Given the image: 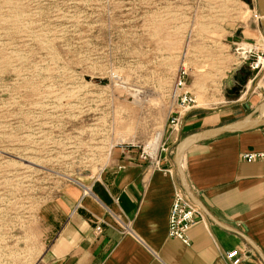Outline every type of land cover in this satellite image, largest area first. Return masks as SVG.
Returning <instances> with one entry per match:
<instances>
[{
	"label": "rangeland",
	"instance_id": "rangeland-1",
	"mask_svg": "<svg viewBox=\"0 0 264 264\" xmlns=\"http://www.w3.org/2000/svg\"><path fill=\"white\" fill-rule=\"evenodd\" d=\"M257 12V0H0V264H37L38 213L62 187L96 180L116 149L155 151L180 70L196 109L241 97L240 50L264 51Z\"/></svg>",
	"mask_w": 264,
	"mask_h": 264
},
{
	"label": "crops",
	"instance_id": "crops-1",
	"mask_svg": "<svg viewBox=\"0 0 264 264\" xmlns=\"http://www.w3.org/2000/svg\"><path fill=\"white\" fill-rule=\"evenodd\" d=\"M254 73L244 72L241 97L208 110L195 107L181 114L174 130L166 124L156 155L162 169L176 170V150L191 136L250 124L260 116L264 86L255 85ZM258 152H264L261 128L195 142L185 150V182L205 211V221L188 231L185 246L168 237L175 180L141 159L138 148L116 149L96 180L83 185L88 195L81 184L66 185L39 210L37 264H227L223 255L233 251H239L240 264H264V162L241 158ZM95 218L104 222L99 235Z\"/></svg>",
	"mask_w": 264,
	"mask_h": 264
},
{
	"label": "built area",
	"instance_id": "built-area-1",
	"mask_svg": "<svg viewBox=\"0 0 264 264\" xmlns=\"http://www.w3.org/2000/svg\"><path fill=\"white\" fill-rule=\"evenodd\" d=\"M260 21V17H258ZM257 47V48H256ZM256 47H243L240 52L239 65H246L251 71H255L259 67V61L264 62V51L258 46ZM263 65H261L262 67ZM187 80V73L185 70H180L176 79V89L179 91L177 101V111L170 113L168 118V126L171 129H176L179 126L181 114L187 113L193 108L197 107L196 98L185 90ZM262 135L264 136V127L261 128ZM157 150L155 151H142L140 154L141 159L154 162L155 167L169 174L175 180V187L173 191L172 205L169 212L168 219V237L180 241L183 245L189 246L190 241L188 238V231L193 228L197 222L205 221V218L199 208L191 201L185 193L182 185L178 181L177 172L175 169H162L157 159ZM242 160L246 163L264 162V152L258 153H245L241 156ZM84 195H88L89 190L82 186ZM95 233L99 235L102 232L103 221L98 218L94 219ZM129 226L123 225V232H128ZM227 264H240L241 256L239 251L225 253L223 255Z\"/></svg>",
	"mask_w": 264,
	"mask_h": 264
},
{
	"label": "water",
	"instance_id": "water-1",
	"mask_svg": "<svg viewBox=\"0 0 264 264\" xmlns=\"http://www.w3.org/2000/svg\"><path fill=\"white\" fill-rule=\"evenodd\" d=\"M257 8L259 12V25L261 29L263 30L264 33V0H257ZM245 85V79H242L240 82V85L238 87H234L232 90L229 91L230 94H235L239 95L241 92V86ZM264 111V106L260 109V116L253 121L250 124H244V125H233V126H228V127H223L215 130H208L199 134H195L191 136L188 140L184 141L179 145V147L176 150L175 154V165H176V170L179 175V178L181 180L182 187L185 191V193L188 195V197L191 199V201L199 208L201 212H204L203 206L196 200V198L193 196L191 191L189 190L186 182H185V177L183 174V168H182V156L185 152V150L193 143L199 142V141H204L207 139H212L214 137L227 134L230 132H237V131H244V130H249V129H259L264 127V115H262V112ZM203 214V213H202ZM248 244H250L247 241ZM255 249V248H254ZM256 250V249H255Z\"/></svg>",
	"mask_w": 264,
	"mask_h": 264
},
{
	"label": "bare ground",
	"instance_id": "bare-ground-1",
	"mask_svg": "<svg viewBox=\"0 0 264 264\" xmlns=\"http://www.w3.org/2000/svg\"><path fill=\"white\" fill-rule=\"evenodd\" d=\"M156 27H157V25H156ZM156 27H155V28H156ZM156 29H157V28H156ZM160 29H161V28H160ZM162 29H163V28H162ZM162 34H163V33H162ZM161 38H162V35H161ZM164 43H165V44H168V45L170 46V43H168L167 38H165V42H164ZM242 48H243V47H242ZM261 65H263V66L261 67ZM258 68H260L261 70L264 69V62H262V60L259 61V67H258ZM260 113H261V112H260ZM160 137H161V133L158 134V136H157V138H156L155 141H156V142H159L160 139H161Z\"/></svg>",
	"mask_w": 264,
	"mask_h": 264
}]
</instances>
